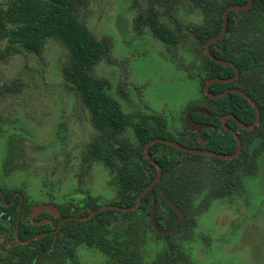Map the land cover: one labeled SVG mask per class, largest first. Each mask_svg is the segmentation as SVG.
Instances as JSON below:
<instances>
[{"label":"trees","instance_id":"1","mask_svg":"<svg viewBox=\"0 0 264 264\" xmlns=\"http://www.w3.org/2000/svg\"><path fill=\"white\" fill-rule=\"evenodd\" d=\"M136 10L135 28L149 29L154 38L169 51L179 44L181 29L171 11L174 0H131ZM252 6L240 13L228 14L225 35L211 45L210 53L226 62H231L239 71V77L231 83L214 82L209 86L212 94H218L234 87L242 90L257 105L260 119L254 129L242 131L238 136L242 149L232 160L209 158L210 164H202L203 158L183 153L178 149L155 143L148 154L161 167L159 182L146 193L133 211H102L86 221H66L57 236L49 234L50 224L40 227L31 224L28 214L33 205L24 198L19 213V238L30 239L39 233H47L37 240L18 246L11 264H80L76 251L80 246L94 249L105 257L104 264H145L144 251L148 234L164 240L166 245L149 264H192L180 240L172 236L179 233L192 234L201 207L209 208L213 201H223L234 195L235 187L243 188L244 180L257 173L258 164L264 155V0H252ZM89 0H3L0 1V61L20 51L41 56L47 40L61 42L66 48V61L61 67V76L77 94L83 107L89 112L95 135L85 145L81 168L88 170L93 162L105 166L109 185L116 192V198L101 203L98 198L83 200L80 207L71 204H55L60 218L84 217L104 205L123 208L132 207L143 189L156 175V168L149 169L144 149L156 138L171 140L167 136L164 117L134 118L127 115L120 104L109 94V83L93 76V68L109 56L110 44L91 34L78 20L77 10L85 7ZM142 2L144 5H142ZM201 11L202 20L198 26L187 27L189 34L201 45L198 51V69L195 78L203 88L213 78L230 79L234 68L208 59L204 45L222 29L223 12L230 5H245L247 0H195ZM18 82L6 86L8 92H15ZM203 98L211 103L205 107L212 113H232L244 124L255 119V109L243 97L229 93L219 99ZM240 106L243 114H236ZM205 118L195 114L193 120ZM206 121H209L208 119ZM215 130L203 131L200 144L194 133H190V148L230 155L236 151V142L229 132H217L218 120L212 123ZM229 127L233 122H226ZM134 138L132 142L123 139L128 127ZM184 128H186L184 126ZM12 146L8 148L5 164L11 162ZM182 156V158L180 157ZM2 189V188H0ZM21 193L22 190L17 189ZM5 202H10L12 193L4 192ZM165 194L183 214L177 229L169 235L157 234L150 224L149 214L155 202L156 222L159 228H172L177 218L175 211L164 201ZM0 195V202H1ZM52 202V201H51ZM17 198L11 207L1 205L7 217L6 229L14 230ZM50 218L54 227L59 219L48 213H39L37 219ZM6 263V262H4ZM7 264V263H6Z\"/></svg>","mask_w":264,"mask_h":264},{"label":"rangeland","instance_id":"2","mask_svg":"<svg viewBox=\"0 0 264 264\" xmlns=\"http://www.w3.org/2000/svg\"><path fill=\"white\" fill-rule=\"evenodd\" d=\"M3 1V0H0ZM131 0H89L77 10L78 20L94 37L110 44L107 58L92 71L109 83V94L134 118L164 117L167 136H177L186 109L203 101L195 78L201 45L187 27L201 23L195 0H174L171 11L181 29L179 44L171 51L149 29L135 28ZM142 5L144 3L142 2ZM65 46L46 41L41 56L25 51L0 61V188L20 189L28 204H71L78 207L89 197L101 203L116 198L108 172L101 162L81 168L85 145L95 135L89 112L61 76ZM18 82L15 92L4 88ZM129 126L123 137L134 141ZM11 162L5 164L9 146ZM200 163L210 164L209 159ZM192 234L180 240L192 264H264V155L257 173L235 187L232 197L201 207ZM178 242V241H177ZM164 240L151 233L144 263L164 250ZM80 264H104L105 257L83 246L76 251Z\"/></svg>","mask_w":264,"mask_h":264},{"label":"flooded vegetation","instance_id":"3","mask_svg":"<svg viewBox=\"0 0 264 264\" xmlns=\"http://www.w3.org/2000/svg\"><path fill=\"white\" fill-rule=\"evenodd\" d=\"M248 1V0H247ZM252 4H253V1H252ZM231 6V5H230ZM238 6H243V5H238ZM252 6V5H251ZM249 9V8H248ZM247 10V9H246ZM233 11H235V10H233ZM241 11H243V10H241ZM240 11V12H241ZM239 12V13H240ZM237 13V12H236ZM238 14V13H237ZM209 41V40H208ZM214 44V43H213ZM206 45V44H205ZM205 45H204V53H205ZM212 45V44H211ZM211 45H210V47H211ZM205 55H206V53H205ZM212 55V54H211ZM207 56V55H206ZM215 57V56H214ZM216 58V57H215ZM209 59V58H208ZM217 59H219V58H217ZM221 60V59H220ZM212 61V60H211ZM226 62V61H225ZM231 63V62H230ZM227 66H229V65H227ZM238 70V69H237ZM234 76H235V73H234ZM233 76V77H234ZM232 77V78H233ZM238 77H239V71H238V76H237V78L235 79V80H233V81H231V82H234V81H236L237 79H238ZM222 79V78H221ZM231 79V78H230ZM209 81V80H208ZM231 82H228V83H231ZM206 83V82H205ZM205 85V84H204ZM204 85H203V88L201 89V91H202V95H204L205 97H207V98H209L208 96H206L205 95V93H204ZM211 85V84H210ZM209 85V86H210ZM227 90H237V91H240V92H242L243 94H245L242 90H240V89H238V88H234V87H231V88H228V89H226L225 91H227ZM225 91H223V92H225ZM210 92V91H209ZM211 93V92H210ZM222 93V92H221ZM229 93H235V94H238V93H236V92H228V94ZM212 94V93H211ZM219 94V93H218ZM227 94V95H228ZM227 95H225V96H227ZM238 95H240V94H238ZM245 95H247V94H245ZM225 96H222V97H225ZM241 97H243L242 95H240ZM248 96V95H247ZM248 103H250L251 104V106L253 107V105H252V103H251V101H253L249 96H248V98L251 100V101H249L248 99H246L245 97H243ZM203 99V101L202 102H200V103H198L196 106H193V107H191V108H189V109H186L185 111H184V114H183V119H182V129H179L178 131H177V136L179 137V138H181V139H183V140H185V141H183L186 145H183V144H179V145H181L182 147H185V148H188V149H195V150H202V149H197V148H190V147H188L187 146V144H188V142H191L192 144H193V142H192V137L190 136V133H194L195 135H196V139L198 140V142L200 143V144H202L203 143V139H202V137H200L199 135L200 134H202L203 133V131H211V130H215L216 128V126L214 125V124H212V123H214V122H216V120H218V122H219V124H220V127L219 128H217V132H222V133H224V132H229V133H231L232 135H233V137H234V133L236 134V136L239 138V136H238V134L239 133H242V131H250V130H252V129H254V128H252V129H244V128H242L239 124H242V125H246V126H250L251 124H249V125H247V124H244L242 121H240L238 118H237V116L236 115H234V114H232V113H225V114H220L219 112H215V113H212V112H210L209 110H206L205 109V107H207V106H210L211 105V103H209L207 100H205L204 98H202ZM209 99H212V98H209ZM217 99H219V98H217ZM213 100V99H212ZM254 102V101H253ZM255 103V102H254ZM256 104V103H255ZM257 106V105H256ZM237 108H238V110H236V114H238L239 116L240 115H242L243 114V112H242V110L240 109L241 107L240 106H238L237 105ZM254 108V107H253ZM258 108V107H257ZM255 109V108H254ZM195 110H201V111H205L207 114H201V113H197V112H194L193 114H191V116H190V118H191V120L195 123V124H197V125H202V126H206L205 128H202L201 130H200V132H197V131H193V130H191L186 124H185V116H186V114L189 112V111H195ZM255 113H256V111H255ZM260 113V112H259ZM195 114H199V115H203L205 118H201V119H199V118H197V120H193L192 119V116L193 115H195ZM255 116H256V114H255ZM209 120V121H206V120ZM260 119V118H259ZM255 120V119H254ZM224 121V122H223ZM227 121H229L230 123L231 122H233L234 123V126L232 125V127H229V126H227L226 125V122ZM254 122V121H253ZM257 125V124H256ZM255 125V126H256ZM184 126L186 127V128H184ZM156 139H163V138H156ZM154 140V139H153ZM164 140H167V139H164ZM234 140H235V138H234ZM239 140H240V138H239ZM167 141H170V142H174L173 140H167ZM150 142V141H149ZM235 142H236V140H235ZM240 142H241V140H240ZM157 143H160V142H157ZM174 143H176V142H174ZM164 144V143H163ZM178 144V143H177ZM147 145V144H146ZM166 145V144H165ZM194 145V144H193ZM172 147V146H171ZM175 148V147H174ZM177 149V148H176ZM236 149H237V143H236ZM241 149H242V143H241ZM179 150V149H178ZM179 151H181V150H179ZM203 151H206V150H203ZM181 152H183V151H181ZM211 152H213V151H211ZM236 152V151H235ZM234 152V153H235ZM183 153H186V152H183ZM216 153V152H215ZM233 153V154H234ZM187 154H190V153H187ZM218 154V153H217ZM190 155H193V154H190ZM231 155V154H230ZM194 156H200V157H202L203 159H209V158H213V157H205V156H201V155H194ZM181 158H182V156H180ZM218 159V158H217ZM154 160V159H153ZM156 161V160H155ZM157 162V161H156ZM158 164V163H157ZM159 165V164H158ZM153 167H155V166H153V165H151L150 163H149V169H152ZM156 168V167H155ZM161 168V167H160ZM156 170H157V168H156ZM162 172V171H161ZM156 174H157V172H156ZM156 176V175H155ZM155 178V177H154ZM161 178V177H160ZM159 182V181H158ZM3 191L4 192H8V193H12V197H11V200H10V202H5V200H4V193H3ZM23 193H21L20 191H18L17 189H10V190H5V189H0V195H1V202H0V264H11L9 261H10V259H11V257H12V255H13V253H14V251L15 250H17L18 251V249H17V247L18 246H23V245H26V244H28V243H30L31 241H34V240H37L38 238H40V237H42V236H44L45 234H47V233H39V234H37V235H35V236H33L32 238H30V239H26V240H22V239H20L19 238V213H20V209H21V205H22V202H23V199L26 197V198H28L27 196H25L24 195V191H22ZM165 195V194H164ZM161 196H162V194H161ZM166 196V195H165ZM167 197V196H166ZM19 199V203H18V205H17V207H16V222H15V228H14V230H11V229H6L5 228V226H6V224H5V222H7V220H8V218L7 217H3V214L5 213L4 211H2L1 209V205H5V207H11L12 205H13V203L15 202V200L16 199ZM165 201V200H164ZM153 203L155 204V202L153 201ZM153 203H152V205H153ZM54 203H47V204H42V205H53ZM33 205V207L30 209V211H29V214H28V218H29V220H30V222H31V224L32 225H34V226H37V227H40V226H43V225H46V224H50V226L52 227V230L50 231V232H48L49 234H51V235H54L55 236V238H56V236H57V233L59 232V230H57V228H58V225H59V223H60V221L61 220H63V219H66V218H83V217H65V218H60V216H61V214H60V211H59V209H58V207L56 206V205H54V206H56L57 207V209H58V211H59V216L58 217H54V216H52L51 214H50V212H48V211H43V212H38L34 217H33V219H31V212H32V210L34 209V207L35 206H37V205H40V204H32ZM104 206H107V205H104ZM112 206H115V205H112ZM118 207H120V206H118ZM113 210V209H112ZM151 210V209H150ZM121 212V211H120ZM155 212H156V209H155ZM39 213H48V215L49 216H51L53 219H59V222H58V224L56 225V227H54V224H53V221H52V219H50V218H40V219H37V215L39 214ZM92 213V212H91ZM90 214V213H89ZM88 214V215H89ZM88 215H86V216H88ZM86 216H84V217H86ZM95 216V215H94ZM155 217H156V215H155ZM92 218V217H91ZM149 219H150V217H149ZM177 219V218H176ZM44 220H48L49 222H47V223H44V224H41V225H37L36 223H38V222H41V221H44ZM66 221H81V220H66ZM65 221V222H66ZM86 221V220H85ZM176 221V220H175ZM64 222V223H65ZM63 223V224H64ZM175 223V222H174ZM62 224V225H63ZM61 225V226H62ZM152 227V226H151ZM173 227V226H172ZM61 228V227H60ZM171 229V228H170ZM164 230V229H163ZM169 230V229H168ZM56 231V232H55ZM26 241H28L27 243H26ZM84 247V246H83ZM78 249V248H77ZM4 262H6V263H4Z\"/></svg>","mask_w":264,"mask_h":264},{"label":"water","instance_id":"4","mask_svg":"<svg viewBox=\"0 0 264 264\" xmlns=\"http://www.w3.org/2000/svg\"><path fill=\"white\" fill-rule=\"evenodd\" d=\"M252 5V0H248L247 3L243 6H238V5H231V6H228L224 12H223V23H222V29L220 30V32L212 37L211 39H209V41L206 43L205 45V53L207 55V57L216 62V63H219L221 65H224V66H231L234 68V71H235V76L231 79H221V78H213V79H210L209 81H207L204 85V93L206 96H208L209 98H212V99H217V98H221L222 96H225L228 94V92H236L240 95H242L243 97H245L246 99H248L249 101H251L247 95L243 94L242 92L240 91H237V90H227L225 92H222V93H219V94H211L209 92V85L214 83V82H223V83H228V82H231L233 80H235L238 76V70L237 68L230 62H225L223 60H220V59H217L215 58L213 55H211L210 53V45L217 42L218 40H220L226 33V30H227V19H228V14L235 10L237 13H239L241 10H246L248 8H250ZM253 107L255 108V111H256V116H255V120L254 122L250 125V126H246V125H242V124H239L242 128L244 129H252L255 127V125L258 123L259 121V118H260V113H259V109L257 108L256 104L251 101ZM194 112H197V113H201V114H207L205 111H201V110H195V111H189L186 116H185V124L193 131H197V132H200V130L202 128H205L206 126H200V125H197L195 124L190 116L191 114H193ZM224 122V121H223ZM234 138L236 140V143H237V149H236V152L234 154H231V155H226V154H217L215 152H211V151H203V150H195V149H188V148H185V147H182L181 145L177 144V143H174V142H170V141H167V140H164V139H154V140H151L150 142L147 143V145L145 146V149H144V154H145V157L146 159L149 161V163L153 166H155L157 168V174L155 176V178L151 181V183L141 191V193L138 195L134 205L132 207H129V208H123V207H118V206H112V205H107V206H102L98 209H96L95 211H93L92 213H90L88 216L86 217H83V218H66V219H63L60 221L59 225H58V228L57 230L60 229L61 225L68 219V220H81V221H85V220H88L90 219L91 217H93L94 215L102 212V211H105V210H116V211H121V212H129V211H133L137 208V206L140 204L143 196L148 193L157 183L158 181L160 180V177H161V168L160 166L157 164V162L155 160H153L151 158V156L148 154V149L151 145L157 143V142H160V143H164L168 146H172V147H175L183 152H186V153H190V154H193V155H201V156H205V157H213V158H218V159H223V160H232V159H235L236 157H238V155L240 154L241 152V142L239 140V138L236 136V134L234 133ZM162 198L165 200V202L171 207V209L173 211H175L176 215H177V219L173 225V227L169 230H163L161 228L158 227L157 225V222H156V217H155V204L153 203L152 207H151V210H150V214H149V217H150V224L153 228V230L159 234V235H169L171 233H173L178 225L180 224V222L182 221V218H183V214H182V211L171 201L169 200L164 194H162ZM43 211H48L50 212V214L54 217H58L59 216V211L57 209L56 206L54 205H37L34 207V209L32 210L31 212V219H33V217L38 213V212H43ZM49 222L48 220H44V221H41V222H38L36 223L37 225H41V224H44V223H47ZM56 232V231H55ZM28 241H26L27 243Z\"/></svg>","mask_w":264,"mask_h":264}]
</instances>
